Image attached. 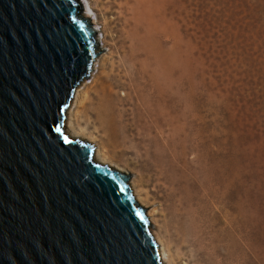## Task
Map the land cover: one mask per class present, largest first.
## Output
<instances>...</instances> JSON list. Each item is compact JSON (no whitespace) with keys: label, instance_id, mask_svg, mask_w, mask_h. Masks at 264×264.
Segmentation results:
<instances>
[{"label":"water","instance_id":"obj_1","mask_svg":"<svg viewBox=\"0 0 264 264\" xmlns=\"http://www.w3.org/2000/svg\"><path fill=\"white\" fill-rule=\"evenodd\" d=\"M81 0H0V264H166L133 173L71 135L100 50Z\"/></svg>","mask_w":264,"mask_h":264},{"label":"rangeland","instance_id":"obj_2","mask_svg":"<svg viewBox=\"0 0 264 264\" xmlns=\"http://www.w3.org/2000/svg\"><path fill=\"white\" fill-rule=\"evenodd\" d=\"M82 1L94 12L100 54L89 78L83 81L72 124L95 136L102 154L123 172L133 173L135 186L147 204L143 206L153 209L152 224L160 232L173 264H199L190 246L178 244L167 228L162 214L165 188L159 183L157 165L145 149L132 148L131 143L125 148L109 145L103 131L77 119L86 95L113 78V90L122 102L119 107L134 110L125 112L126 120L137 121L129 133L141 140L139 137L146 135L140 119L143 106L124 76L129 62L126 53L146 45L166 50L169 56L162 57L164 62L178 56L182 67L181 112L216 118L206 122L196 141H186L181 128L184 158L189 163L200 158L208 170L204 176L222 190L227 188L220 221L227 229L224 243L228 262L264 264V0ZM129 92L131 97L126 100ZM223 143L228 146L227 154L208 163V151L220 149ZM167 159L164 157V162ZM211 210L215 213L214 206Z\"/></svg>","mask_w":264,"mask_h":264},{"label":"bare ground","instance_id":"obj_3","mask_svg":"<svg viewBox=\"0 0 264 264\" xmlns=\"http://www.w3.org/2000/svg\"><path fill=\"white\" fill-rule=\"evenodd\" d=\"M84 9V16L95 24L98 32L92 7L90 4H86ZM97 39L99 42L101 41L98 33ZM148 47L146 45L145 47L136 46L126 53L129 62L124 75L131 83L132 94L142 101L141 112L143 115L140 119L143 120L141 125L146 130V135L140 136L141 140L137 141L136 137L129 133L130 126L137 121L135 119L129 121L128 118L126 120L125 112H134V110L133 108L122 109L119 107L118 104L122 102L118 101L113 90L115 81L113 78L102 82L100 87H96L94 92L92 91V94L86 95L80 110H78L77 119L85 123L86 126L103 131L109 145L125 148L128 143H131L132 148L143 147L147 157L150 160L153 159V163L157 165L159 183L165 188L163 199L165 207L162 214L166 218L167 228L174 236L173 240L183 246H190L199 264H230L228 262V247L224 243L227 229L220 221V215L224 210L222 200L227 188L222 190L217 185L218 183L215 184L210 177H205L208 170L200 162V158L196 157L189 163L184 158L185 153L179 140L181 128H183L186 141L200 139L202 131L207 127L206 122L214 121L216 118L212 114L200 117L197 112H181L182 67L178 56L172 57L169 62H164L162 57L169 56V53L166 54V50L165 52L162 50L163 48L160 51L159 48L156 50L155 47L154 49ZM83 85V83L80 84L76 98L73 99L74 104H71V111L68 112L67 124L70 125L71 135L86 136L97 141L95 136L87 134L72 124V111L79 102ZM129 97H131V92L128 93L126 100ZM181 123L184 124V127ZM224 134L226 135V129H224ZM156 146L162 149L158 150L155 148ZM227 152L226 143H223L220 149L210 150V153L208 151V163L224 157ZM96 156L101 157V163H110L111 167L115 166L116 169H121L119 165L114 164L112 159L102 154L100 146ZM164 157L168 158L167 162H164ZM132 183L135 184L134 179H132ZM133 188L137 190L136 197L140 200L138 189L135 185ZM141 203L145 205L143 200ZM213 206L215 213L211 210ZM152 216L154 223L153 209H149V217ZM153 233L158 234L157 238H160L159 243L162 245L159 246V250L163 251L162 256L165 263L173 264L166 244L154 226Z\"/></svg>","mask_w":264,"mask_h":264}]
</instances>
